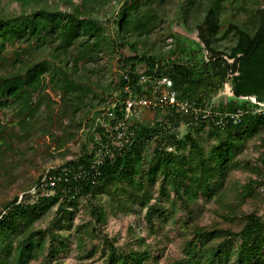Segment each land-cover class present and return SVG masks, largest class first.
<instances>
[{
	"label": "trees",
	"instance_id": "1",
	"mask_svg": "<svg viewBox=\"0 0 264 264\" xmlns=\"http://www.w3.org/2000/svg\"><path fill=\"white\" fill-rule=\"evenodd\" d=\"M225 1L229 0H181L177 11L181 23L191 11L203 9L195 23L199 40L190 39L195 45L186 47L185 42L176 58L164 59L139 51L137 44L163 21L165 0H0V170L5 166L1 151L21 149L15 161L19 166L21 159L31 160L30 150H36V138L42 136L51 141L44 151L46 158L63 159L1 202L0 264H29L47 246L52 255L59 249L53 244L57 237L53 227L72 221L81 197L89 202L93 219L76 225L77 244L105 235L99 225L106 220L107 204L118 212L132 211L134 204L139 211L144 209L143 218L156 242L160 222L173 214L166 202H174L175 197L187 211L180 220L187 235L181 256L168 264H264V211L236 216L234 204L229 203L224 216L230 221L240 219L237 228L206 226L194 218L193 204L199 197L209 200L220 195L230 171L242 167L235 154L243 141L264 128V108L253 111L257 102L250 99L264 102V0H254L257 5L251 17L243 24L230 21L218 36ZM107 8L110 14L104 17ZM229 32L233 43L228 50L219 48L217 40ZM104 55L112 57L117 68L111 90L92 80ZM140 63L150 80L168 75L179 96L210 104L218 112L242 109L243 113L237 121L217 124L212 116L194 119L164 107L144 109L128 122L133 132L130 142L116 148L109 132L96 124V116L103 106L113 113L106 120L123 116L125 84L135 94L150 92L151 83L139 81ZM225 82L232 93L217 95ZM146 112L155 117L147 118ZM80 116H85L86 126ZM182 120L189 124L180 131ZM80 129L79 152L68 155L66 144L79 136ZM204 130L208 137L217 138L208 149L200 136ZM99 156L102 160L95 164ZM47 169L58 175L55 184L31 191ZM251 193V185L243 187L237 205ZM51 206L56 209L50 225L34 228L39 215ZM103 238L100 264L158 263L159 255H152L158 244L142 235L132 247ZM64 239H59L62 245Z\"/></svg>",
	"mask_w": 264,
	"mask_h": 264
},
{
	"label": "rangeland",
	"instance_id": "2",
	"mask_svg": "<svg viewBox=\"0 0 264 264\" xmlns=\"http://www.w3.org/2000/svg\"><path fill=\"white\" fill-rule=\"evenodd\" d=\"M181 0H165L164 5V19L160 23L159 27L151 32L149 35L141 37L138 41L137 47L139 51L147 50L154 52L159 56L166 58H176V54L179 55L180 48L185 45H195L192 40H199L197 30L195 29V23L198 21L203 13V9H195L186 16V21L181 23V18L178 17L177 11L179 10ZM257 3L254 0H229L225 1L221 7V27L217 35L223 34L227 29L226 26L230 21L243 24L244 20L249 19L252 15V11ZM243 6V7H242ZM117 7H115L116 10ZM114 10V11H115ZM104 13L107 17L110 12L109 9H104ZM105 19V18H104ZM176 35L177 38L174 36ZM181 40L184 43H179ZM234 36L232 32L226 34L222 39L217 40L216 45L224 50H228L229 46L233 43ZM190 43V44H189ZM179 44V45H178ZM179 47V48H177ZM175 49V53H170V49ZM127 53V50H123ZM113 58H107L105 55L98 62L100 72L92 75V80L100 81L101 84L106 85L108 90L113 87L114 79L116 77V66L113 64L115 60ZM100 90L99 87H96ZM225 91H229L228 86L225 87ZM52 95L54 91L49 89ZM55 99L58 96L54 95ZM93 109L90 110L89 115ZM0 115L2 112L0 111ZM88 115V116H89ZM147 118L155 117L152 112H146ZM78 119L82 120L83 125L86 126L85 116H80ZM183 130V126H182ZM79 136L71 138L66 144L67 150L70 152L68 155H76L79 152L78 141L82 136L81 129L78 131ZM77 133V135H78ZM202 142L205 148H210L211 144H216L217 138L214 136L208 137L207 131L204 130L200 134ZM264 128L257 134L248 137L243 141L241 149L236 152L235 157L242 163V167L233 168L225 182L220 195L212 199L206 200L199 197L196 204H193L195 208L194 218L200 224L206 226L226 225L231 224L237 228L240 226V219L230 221L224 214L227 212L228 204H234V213L236 216L241 215L242 212L257 211L259 214L264 211V169L262 165L264 162ZM51 141L47 136L36 138L35 149L30 150L29 157L31 160H20L21 165L16 166L15 161L22 155L21 149H6L1 151V159L4 161V167L0 170V204L6 198L11 197L15 192L20 189L23 183L32 182L39 173H41L49 165H57L62 162V158L56 157L54 159L46 158L44 151L47 144ZM3 147V146H2ZM50 150H53L50 147ZM67 155V156H68ZM34 160V161H33ZM31 161L33 163H31ZM11 166L10 168H8ZM8 168V169H7ZM258 168V170L256 169ZM255 179L256 182L252 180ZM252 186L251 195H244L240 206L237 205L240 192L243 187ZM157 190V184L155 185L154 192ZM157 193V192H156ZM172 194V193H171ZM102 201L104 204L107 202V193L103 192ZM174 202L167 201L166 206L172 210V217L164 222H160L156 236L158 240L155 242V236L148 230V225L143 218L144 209L139 211V207L134 204L132 211L118 212L111 211L107 206L106 220L99 225L101 230L105 232L108 239L115 238L116 244L127 246H136L138 242V236H144L147 242L158 244V248L152 249V255L158 256L159 260L156 264H168L172 259L181 256L182 246L187 233L183 234L184 227L180 220L186 216L187 211L182 206L180 201L175 197H172ZM56 206H51L42 212L37 220L34 222V228H45L50 225V222L54 219ZM117 212V213H115ZM228 213V212H227ZM227 216V215H226ZM173 218V219H172ZM230 218V217H229ZM93 219L90 213L89 202L84 197L79 199L78 205L74 210L73 218L71 222H63L64 227H53V230L57 237L53 239V244L59 246V249L53 251L52 255L48 252L49 237L47 236L46 248L38 256V258L30 261L29 264H100L102 261L101 246L104 242V236L100 233L93 238H85L84 242L77 244V235L75 227L77 224L87 221L90 222ZM131 226V231H128V227ZM63 237L64 245L59 242V239ZM133 245H131V244ZM130 248V247H129ZM226 264H231L227 262Z\"/></svg>",
	"mask_w": 264,
	"mask_h": 264
},
{
	"label": "built area",
	"instance_id": "3",
	"mask_svg": "<svg viewBox=\"0 0 264 264\" xmlns=\"http://www.w3.org/2000/svg\"><path fill=\"white\" fill-rule=\"evenodd\" d=\"M144 69L145 64L140 63L137 65L136 71L139 75V81H149L151 83L150 92L135 94L132 91V87L129 84H125L123 89L126 96L123 99L121 106L123 116L115 118L113 121L106 120V115L113 114L112 111L108 109V106L101 107V110L96 116V124H100L105 131L109 132L108 134L112 136V146H115L116 148H120L130 142L131 134L133 132L128 130V122L131 121L132 117L138 116L144 109L164 107L173 114L180 116L191 115L194 119H197L198 117L206 118L212 116L217 124H224L229 119L237 121L243 113L242 109L218 112L214 110L210 104L201 105L194 99L179 96L177 90L173 88L172 80L168 75H156L150 80L148 75L144 73ZM226 86H228L229 91L224 90ZM231 93L229 83L225 82L217 95ZM250 99L253 102H257L253 111H259L264 108V102L256 101L254 96H251ZM114 105L115 103L112 102L111 107H114ZM188 124L189 121L182 120L178 129L182 131V126L184 129ZM168 148L171 149L172 146H168ZM107 150L108 144L104 151L108 152ZM101 160L102 158L99 156L94 163L98 164ZM57 176L55 173H49L47 169L39 182H37L30 190L34 191L37 186H53L56 182L55 179L59 178Z\"/></svg>",
	"mask_w": 264,
	"mask_h": 264
}]
</instances>
